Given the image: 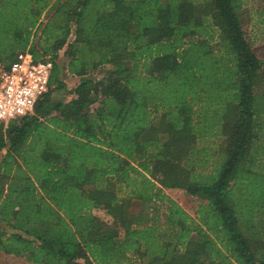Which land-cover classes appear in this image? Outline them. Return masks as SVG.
I'll list each match as a JSON object with an SVG mask.
<instances>
[{"label": "trees", "instance_id": "1", "mask_svg": "<svg viewBox=\"0 0 264 264\" xmlns=\"http://www.w3.org/2000/svg\"><path fill=\"white\" fill-rule=\"evenodd\" d=\"M241 8L0 0L4 68L25 51L54 63L34 113L0 125V254L30 264H264V60ZM65 48L81 78L72 90L57 64ZM165 189L200 197L197 216ZM133 205L148 212L135 216Z\"/></svg>", "mask_w": 264, "mask_h": 264}, {"label": "built area", "instance_id": "2", "mask_svg": "<svg viewBox=\"0 0 264 264\" xmlns=\"http://www.w3.org/2000/svg\"><path fill=\"white\" fill-rule=\"evenodd\" d=\"M53 68L50 57L36 61L30 51H25L9 68L0 70V125L34 113L51 89Z\"/></svg>", "mask_w": 264, "mask_h": 264}, {"label": "rangeland", "instance_id": "3", "mask_svg": "<svg viewBox=\"0 0 264 264\" xmlns=\"http://www.w3.org/2000/svg\"><path fill=\"white\" fill-rule=\"evenodd\" d=\"M240 19L243 25V29L247 40L255 51L256 55L264 60V0H242V8L239 12ZM4 20L3 14L0 15ZM73 38V37H72ZM214 44V45H213ZM212 45L215 46V43ZM67 48L59 53V58L57 64L59 66L60 77L65 80L69 88H74L80 78L73 77L67 73V65L69 58L66 54ZM3 63L0 62V70L3 69ZM105 75V72L100 71L95 73L93 76L95 79H100ZM53 97H59L58 93H54ZM1 161V158H0ZM168 196L174 199L180 206H182L191 216L196 217V211L198 207L204 203L200 197L192 196L181 189H165ZM121 197L125 196L124 192H120ZM141 212L144 211V206L133 205L132 213L135 216H141ZM93 213L104 220L105 222L112 223V217L103 209L94 210ZM144 214V215H145ZM0 264H28L25 259L17 258L14 256H9L5 254H0ZM30 264V263H29Z\"/></svg>", "mask_w": 264, "mask_h": 264}, {"label": "crops", "instance_id": "4", "mask_svg": "<svg viewBox=\"0 0 264 264\" xmlns=\"http://www.w3.org/2000/svg\"><path fill=\"white\" fill-rule=\"evenodd\" d=\"M67 73L69 74L68 70H67ZM69 75H70V74H69ZM71 76H73V75H71ZM73 77L80 78V77H77V76H73ZM62 80H63V79H62ZM80 80H81V78H80ZM80 80H79L78 84L80 83ZM63 82L66 84L65 80H63ZM78 84H77V85H78ZM77 85H76V86H77ZM66 86H67V89H68V90H72V89H74V88L76 87V86H75L74 88H69L70 86L68 87L67 84H66ZM63 96H64L63 94H59V97H58V98H60V97L62 98ZM65 100H66V99H65ZM96 106H98V105H96ZM28 264H29V263H28Z\"/></svg>", "mask_w": 264, "mask_h": 264}]
</instances>
